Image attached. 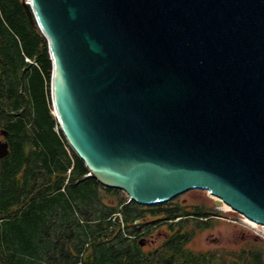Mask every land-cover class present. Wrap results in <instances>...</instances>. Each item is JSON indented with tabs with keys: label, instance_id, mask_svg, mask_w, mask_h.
<instances>
[{
	"label": "water",
	"instance_id": "1",
	"mask_svg": "<svg viewBox=\"0 0 264 264\" xmlns=\"http://www.w3.org/2000/svg\"><path fill=\"white\" fill-rule=\"evenodd\" d=\"M23 5L88 176L142 205L206 190L264 228V0Z\"/></svg>",
	"mask_w": 264,
	"mask_h": 264
},
{
	"label": "trees",
	"instance_id": "2",
	"mask_svg": "<svg viewBox=\"0 0 264 264\" xmlns=\"http://www.w3.org/2000/svg\"><path fill=\"white\" fill-rule=\"evenodd\" d=\"M23 1L0 0V131L10 144L0 160V264H264L257 242L192 249L219 214L176 199L142 205L88 176L55 115L48 39Z\"/></svg>",
	"mask_w": 264,
	"mask_h": 264
},
{
	"label": "rangeland",
	"instance_id": "3",
	"mask_svg": "<svg viewBox=\"0 0 264 264\" xmlns=\"http://www.w3.org/2000/svg\"><path fill=\"white\" fill-rule=\"evenodd\" d=\"M1 140L6 139L0 131ZM217 199L209 191L201 189L190 190L176 198V203L186 205L189 209L201 206L209 212L219 214L214 217L212 227L196 231L190 243L192 249L203 251L223 248L240 249L257 242L264 251L263 226H253L244 215L235 212L225 204L217 205ZM165 230L166 228H161L150 237L153 243H159L162 240Z\"/></svg>",
	"mask_w": 264,
	"mask_h": 264
},
{
	"label": "bare ground",
	"instance_id": "4",
	"mask_svg": "<svg viewBox=\"0 0 264 264\" xmlns=\"http://www.w3.org/2000/svg\"><path fill=\"white\" fill-rule=\"evenodd\" d=\"M247 221H248L250 224H252L253 226H254V225H256V227L259 226L258 224H256L255 222L251 221V220L248 219V218H247ZM263 232H264V229H263Z\"/></svg>",
	"mask_w": 264,
	"mask_h": 264
}]
</instances>
